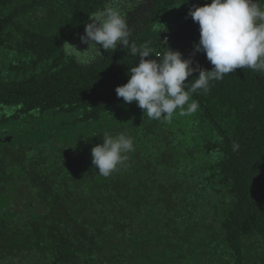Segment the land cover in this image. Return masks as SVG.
Wrapping results in <instances>:
<instances>
[{
    "label": "trees",
    "instance_id": "16d2710c",
    "mask_svg": "<svg viewBox=\"0 0 264 264\" xmlns=\"http://www.w3.org/2000/svg\"><path fill=\"white\" fill-rule=\"evenodd\" d=\"M169 1L115 0L128 38L153 39L163 53L160 28L211 2ZM111 2L0 0V52L14 56L0 67L10 112L0 119V264H264V72L238 68L193 94L192 115L141 123L144 112L113 87L129 50L102 49L84 66L61 48L85 50L89 15ZM191 59L213 67L206 55ZM12 124L21 134L5 132ZM121 132L135 150L102 177L92 148Z\"/></svg>",
    "mask_w": 264,
    "mask_h": 264
},
{
    "label": "clouds",
    "instance_id": "9594fccd",
    "mask_svg": "<svg viewBox=\"0 0 264 264\" xmlns=\"http://www.w3.org/2000/svg\"><path fill=\"white\" fill-rule=\"evenodd\" d=\"M113 3L115 0L89 15L91 22L80 37L85 50L67 41L61 48L66 56L84 66L95 62L102 49L111 50L114 58L129 50L131 60L127 59L125 72L113 87L118 98L131 106L135 103L141 109L140 115L144 112L141 123L164 126L192 115L199 107L192 99L193 94L198 90L207 93L213 82L223 80L238 68L264 72V0H211L204 6L194 5L189 10V20L198 23L199 28L189 24V20L169 31L160 28L163 43L173 47H167L163 53L159 47L149 45L153 39L144 42L129 39L126 16ZM174 5L170 0L169 6ZM183 25L189 32L175 37ZM150 30L155 32L157 28ZM166 35L168 41L164 39ZM118 46H123L122 50H117ZM204 55L213 66L211 70L193 67L191 58L202 59ZM197 72L198 77L186 83ZM103 76L110 78L108 69ZM102 139V144L92 148V165L98 169V175L107 178L126 164L128 154L135 150L134 140L124 132L105 133ZM232 147L233 151L239 149L235 142Z\"/></svg>",
    "mask_w": 264,
    "mask_h": 264
},
{
    "label": "rangeland",
    "instance_id": "374dc122",
    "mask_svg": "<svg viewBox=\"0 0 264 264\" xmlns=\"http://www.w3.org/2000/svg\"><path fill=\"white\" fill-rule=\"evenodd\" d=\"M126 1H127L128 4H131V5L135 6V7L143 6V4L145 5V2L143 0L142 1L141 0H138V1L137 0H126ZM112 6L117 7L119 9L121 8L120 4H114L113 3ZM164 39H165V41H168L169 37L166 35V36H164ZM164 44L166 45L165 49H167V47L170 48V49H173V47L171 45L166 44V43H164ZM149 45L152 48H155V49L159 47L155 41H151L149 43ZM12 62H14V56L11 53L6 52V51L0 52V67H2L3 65L7 67ZM2 70H3V68H2ZM1 72H3V75H5L6 70H3ZM4 116L9 117L10 116V112L8 110L3 109V108L0 107V119H2ZM12 126H13V128L11 129V131H9V133L11 135H19V134H21V132L16 130V124H12ZM0 144H2V141L0 142ZM165 177H168V176L165 175ZM20 264H25V263H20Z\"/></svg>",
    "mask_w": 264,
    "mask_h": 264
}]
</instances>
